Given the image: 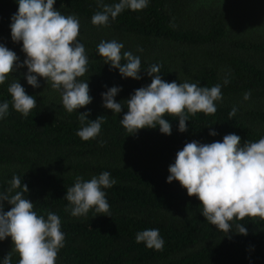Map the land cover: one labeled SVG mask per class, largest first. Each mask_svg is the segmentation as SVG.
Masks as SVG:
<instances>
[{
	"label": "trees",
	"instance_id": "trees-1",
	"mask_svg": "<svg viewBox=\"0 0 264 264\" xmlns=\"http://www.w3.org/2000/svg\"><path fill=\"white\" fill-rule=\"evenodd\" d=\"M54 8L80 21L78 39L89 58L81 79L89 84L92 103L67 113L60 93L43 78L39 88L27 84L26 66L0 85V103L9 102V114L0 120V193L19 176L34 211L45 219L49 211L60 217L65 246L56 264H264V221L246 218L239 221L246 236H224L205 220L196 197H189L178 182H167L169 166L188 142H222L225 135L236 134L243 145L264 137V0H149L141 11L126 9L114 21L110 18L107 27L91 23L102 10L98 0H56ZM17 11V0H0V44L23 64L22 42L11 39V18ZM111 40L140 57L142 79L123 78L104 64L97 45ZM151 65H160L166 82L219 84L223 100L216 102V113L190 116L184 133L178 131V120L166 117L171 135L159 128L129 135L120 123L127 108L114 114L103 107L101 94L119 87L115 100L126 101L136 89L150 85L146 71ZM14 79L37 100L27 118L12 108L8 87ZM246 92L251 93L248 100ZM234 107L236 115L229 119ZM84 112L90 113L89 120L105 116L100 135L87 142L76 135ZM104 171L116 180L105 190L111 217L94 209L79 218L65 211L66 190L75 178L89 180ZM10 207L4 202L5 211ZM147 229H159L163 251L136 243V234ZM11 250V238L0 241V264ZM18 260L13 253L12 264Z\"/></svg>",
	"mask_w": 264,
	"mask_h": 264
},
{
	"label": "clouds",
	"instance_id": "clouds-1",
	"mask_svg": "<svg viewBox=\"0 0 264 264\" xmlns=\"http://www.w3.org/2000/svg\"><path fill=\"white\" fill-rule=\"evenodd\" d=\"M18 11L11 18V39L22 42L26 59L19 63L17 54L0 44V85H3L19 68H27L25 79L33 88H39V78L61 95L62 105L72 114L92 103L87 80L81 79L88 71L89 58L79 41L80 21L75 15H64L54 8L56 0H17ZM101 11L91 18L98 27L109 26L126 9L138 12L148 6L149 0H119L112 5L98 0ZM123 43L116 40L101 41L97 52L104 64L117 69L123 78L142 79L141 59L131 51H122ZM137 51L142 52L139 48ZM122 61L124 63H122ZM151 77L150 85L134 91L129 99L116 102L122 90L111 87L102 93L103 107L120 114V120L129 135L143 129H156L171 135L172 126L166 117L178 120V131H187L186 122L197 113L213 115L216 102L223 100L219 84L211 88L196 83L166 82L162 79L160 65H151L146 71ZM228 83L227 80L224 81ZM12 108L24 118L37 108V100L28 95L17 79L8 87ZM42 94V93H41ZM251 93L244 94V100ZM234 107L229 119L236 115ZM9 114V102L0 103V120ZM89 112L79 114L82 125L76 135L82 141L96 139L101 133L105 116L89 120ZM128 135V136H129ZM210 135H217L210 132ZM167 182L176 181L189 197H196L201 204L205 220L227 236L230 232L247 235L246 218L264 221V137L256 142L241 144V137L227 134L221 141L212 143L188 142L176 153L175 162L168 168ZM116 180L108 171L89 180L77 176L74 184L66 190L68 202L65 211L71 216L86 217L90 210L110 216L106 189ZM28 187L19 176L14 175L10 187L0 193V241L11 238L12 250L4 257L3 264H12L13 253L18 254V264H56L58 253L65 246V234L61 219L47 212V218L34 211V204L26 198ZM4 202L11 207L4 210ZM97 216V215H96ZM235 222V232L232 231ZM231 237H229L230 239ZM136 243H144L148 249L163 251L164 240L159 229H147L136 234Z\"/></svg>",
	"mask_w": 264,
	"mask_h": 264
}]
</instances>
